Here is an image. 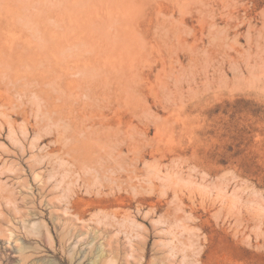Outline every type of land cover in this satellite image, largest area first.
Segmentation results:
<instances>
[{"label": "rangeland", "instance_id": "rangeland-1", "mask_svg": "<svg viewBox=\"0 0 264 264\" xmlns=\"http://www.w3.org/2000/svg\"><path fill=\"white\" fill-rule=\"evenodd\" d=\"M0 264H264V0H0Z\"/></svg>", "mask_w": 264, "mask_h": 264}, {"label": "bare ground", "instance_id": "bare-ground-1", "mask_svg": "<svg viewBox=\"0 0 264 264\" xmlns=\"http://www.w3.org/2000/svg\"><path fill=\"white\" fill-rule=\"evenodd\" d=\"M110 78L111 79H113V80H121L122 82L123 81H125V78H124V76H120V75H114L113 73L111 74V76H110ZM98 81H100V79L99 78H93V80H92V84H91V86H93L94 85V83H96V82H98ZM90 87V86H89ZM127 89H126V85H124V86H122V89H121V92H123L124 93V95H123V97H124V99H125V102H126V100H127ZM91 96H92V99H96V94H95V92H94V90L92 91V94H91ZM122 97V98H123ZM118 132V131H117ZM119 133V132H118ZM116 135V133H114L113 134V136H115ZM122 135H123V137H122V144H123V146L120 148V151H124V152H126L127 150H128V148H129V143H128V140H129V126H128V124L126 123L125 124V129H123L122 130ZM119 152V151H118ZM120 154V153H119ZM117 155V156H120V155ZM126 155H125V157H123L122 158V162L123 163H126V161H127V153H125ZM115 157V156H114Z\"/></svg>", "mask_w": 264, "mask_h": 264}]
</instances>
